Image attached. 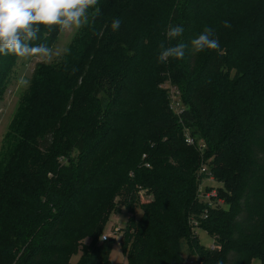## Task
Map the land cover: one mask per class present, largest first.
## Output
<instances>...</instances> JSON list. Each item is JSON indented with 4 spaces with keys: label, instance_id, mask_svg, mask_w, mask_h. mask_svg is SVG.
Here are the masks:
<instances>
[{
    "label": "trees",
    "instance_id": "1",
    "mask_svg": "<svg viewBox=\"0 0 264 264\" xmlns=\"http://www.w3.org/2000/svg\"><path fill=\"white\" fill-rule=\"evenodd\" d=\"M97 6L62 56L35 65L3 138L0 264H112L116 240L101 237L123 210L127 264H264V0ZM169 25L183 34L170 41ZM205 27L219 50L194 54ZM60 34L41 26L32 44L53 50ZM181 41L184 59L158 62ZM19 61L0 55V103Z\"/></svg>",
    "mask_w": 264,
    "mask_h": 264
},
{
    "label": "clouds",
    "instance_id": "2",
    "mask_svg": "<svg viewBox=\"0 0 264 264\" xmlns=\"http://www.w3.org/2000/svg\"><path fill=\"white\" fill-rule=\"evenodd\" d=\"M98 0H0V55H13L22 59L50 57L52 50L44 43L37 45L33 41L39 39L41 26L61 32L79 30L89 23L90 9L94 19L100 14ZM121 26L120 19L111 22V29L116 31ZM230 28L228 21L223 22ZM184 27L169 25L166 33L171 41L180 37ZM192 52L219 50V42L214 38V29L205 27L198 37L190 42ZM188 45L179 42L175 46L165 47L160 44L158 62L166 63L169 58L182 60ZM107 236H102L105 239Z\"/></svg>",
    "mask_w": 264,
    "mask_h": 264
},
{
    "label": "rangeland",
    "instance_id": "3",
    "mask_svg": "<svg viewBox=\"0 0 264 264\" xmlns=\"http://www.w3.org/2000/svg\"><path fill=\"white\" fill-rule=\"evenodd\" d=\"M77 30H73L70 32H61L58 43L54 47L51 52L50 57H36L31 59H22L20 58L18 67L16 69L15 77L13 78V82L10 85V91L7 93L4 101L0 103V148L2 145L3 138L7 132L8 126L16 112L17 106L19 104V99L21 96L27 92V88L29 86V78H31V73L35 65L39 62L46 61L51 62L57 57L62 56L67 50L71 40L73 39ZM206 187H213L217 190V188L221 187L220 183L215 181L214 179L204 178L202 183V189H206ZM213 190L212 192H216ZM140 202L144 203L150 199V197L146 194V192L139 193ZM223 203L221 198L219 201ZM220 205V203H218ZM223 209L227 210V206L223 205ZM140 211L136 213V217H139ZM128 212L123 210L119 214H113L110 217V220L105 228V235L112 236L113 239L116 240V243L111 247L110 250V260L112 264H127V259L123 254V249L121 246L120 238L121 231L127 228L128 224ZM117 229L120 232H114ZM199 241L200 244L206 248H212L214 244L213 238L209 236L207 231L203 229L198 230ZM187 248H185L186 251ZM80 258V257H79ZM77 259V258H75ZM252 264H260V260L255 258Z\"/></svg>",
    "mask_w": 264,
    "mask_h": 264
},
{
    "label": "built area",
    "instance_id": "4",
    "mask_svg": "<svg viewBox=\"0 0 264 264\" xmlns=\"http://www.w3.org/2000/svg\"><path fill=\"white\" fill-rule=\"evenodd\" d=\"M175 89H173L172 91H174ZM177 106V105H176ZM177 107H179V106H177ZM180 108V107H179ZM177 109V108H176ZM188 142L190 143V144H193L194 143V140H192V139H190V138H188ZM207 171V169L206 168H203L202 169V172H206ZM210 179H213V178H210ZM212 193H215V192H212ZM210 195H208V197H209ZM116 232H118V231H116ZM115 232V233H116ZM109 238H112V236L110 235V236H107L105 239H103V241H106L107 239H109ZM189 264H201V263H199V262H197V261H190L189 262Z\"/></svg>",
    "mask_w": 264,
    "mask_h": 264
}]
</instances>
